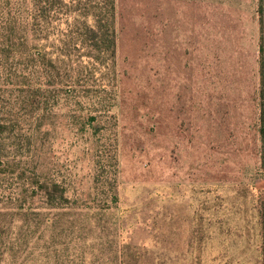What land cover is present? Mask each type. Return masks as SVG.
Returning <instances> with one entry per match:
<instances>
[{
  "label": "rangeland",
  "instance_id": "374dc122",
  "mask_svg": "<svg viewBox=\"0 0 264 264\" xmlns=\"http://www.w3.org/2000/svg\"><path fill=\"white\" fill-rule=\"evenodd\" d=\"M45 2L39 31L0 0V264H264L261 0ZM104 2L114 60L60 58L30 105L16 48L81 55Z\"/></svg>",
  "mask_w": 264,
  "mask_h": 264
},
{
  "label": "trees",
  "instance_id": "16d2710c",
  "mask_svg": "<svg viewBox=\"0 0 264 264\" xmlns=\"http://www.w3.org/2000/svg\"><path fill=\"white\" fill-rule=\"evenodd\" d=\"M27 3L32 4L33 11L31 13V26L36 25L40 29L42 26H46V6H45V0H27ZM14 6V5H13ZM111 8H108L103 3L102 8L100 9V12H98L97 15L93 16L95 17V27H89L86 25L85 18L87 17V14L84 16L79 15L83 18L81 22V31L80 28L77 29L78 37L79 39L83 40H89V46L90 47H83L77 48L79 51L85 50L82 52L81 55H75L76 53L69 51L68 54H64V52L61 50V48L57 47H50L48 48L47 44L44 42L39 43L38 45L33 46L31 49H25L22 44H19L18 48H16V54L19 56L20 60H25L24 63L18 64V66L23 70H26V72L19 71L17 74H14L15 79V86L17 88H20L25 93L22 97L23 99H26L30 105H32V100L37 99L38 97H43V92L48 87L46 83H50L51 79H54V74L58 72L56 68V62L62 58L63 60H108L112 61L115 57V40L113 37V22L111 19ZM104 11L102 14H106L107 16L101 17L98 16L99 13ZM259 26H260V32H261V38L259 42V55L260 59L258 60V74H259V138H260V156H261V165L264 169V44L262 38V32H263V24L262 20L264 18V11H263V5L262 0L259 3ZM95 14V13H94ZM100 17V18H99ZM11 20V19H6ZM105 20V23L101 25L100 21ZM112 26V27H111ZM80 31V32H79ZM32 35L35 34V31H30ZM44 40V38L40 39V41ZM57 48V49H55ZM60 49V50H59ZM69 50V49H68ZM74 51H76L74 49ZM49 56V57H48ZM22 58V59H21ZM60 62L62 60H59ZM22 66V67H21ZM86 68V66L84 65ZM29 68L32 71H29ZM95 71V69L92 70V72ZM42 79L41 81L37 80ZM31 79L35 80L37 84L33 83ZM30 83L34 84L33 90L30 92L24 91L27 86H30ZM21 92V90H19ZM22 103V102H21ZM0 124V131L4 130V127ZM40 189L43 190V193L45 195L46 201L52 205V199L53 195L57 192H59V187L54 184H42L39 186ZM60 199L65 200L63 198L62 192L60 191ZM259 209V210H258ZM257 210L259 219L264 217L263 209L259 207ZM260 221V220H259ZM126 260L124 256H122V260L120 264H126Z\"/></svg>",
  "mask_w": 264,
  "mask_h": 264
}]
</instances>
